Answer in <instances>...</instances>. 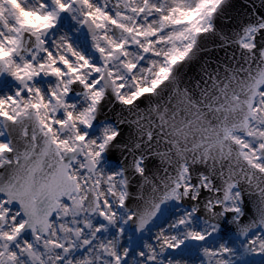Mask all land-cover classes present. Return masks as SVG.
Masks as SVG:
<instances>
[{
	"label": "snow or ice",
	"instance_id": "snow-or-ice-1",
	"mask_svg": "<svg viewBox=\"0 0 264 264\" xmlns=\"http://www.w3.org/2000/svg\"><path fill=\"white\" fill-rule=\"evenodd\" d=\"M0 264H264V0H0Z\"/></svg>",
	"mask_w": 264,
	"mask_h": 264
},
{
	"label": "water",
	"instance_id": "water-1",
	"mask_svg": "<svg viewBox=\"0 0 264 264\" xmlns=\"http://www.w3.org/2000/svg\"><path fill=\"white\" fill-rule=\"evenodd\" d=\"M234 2L237 3V4H239V3L242 2V0H234ZM257 2H258V0H257Z\"/></svg>",
	"mask_w": 264,
	"mask_h": 264
}]
</instances>
